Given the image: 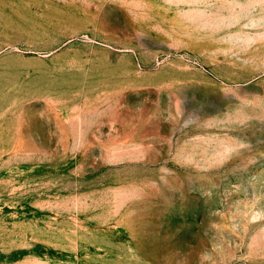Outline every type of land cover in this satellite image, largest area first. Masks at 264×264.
Returning a JSON list of instances; mask_svg holds the SVG:
<instances>
[{
  "label": "rangeland",
  "instance_id": "1",
  "mask_svg": "<svg viewBox=\"0 0 264 264\" xmlns=\"http://www.w3.org/2000/svg\"><path fill=\"white\" fill-rule=\"evenodd\" d=\"M0 264H264V0H0Z\"/></svg>",
  "mask_w": 264,
  "mask_h": 264
}]
</instances>
